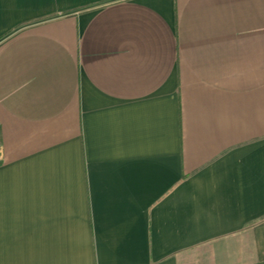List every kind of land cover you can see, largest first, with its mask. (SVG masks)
<instances>
[{
  "label": "crops",
  "instance_id": "obj_1",
  "mask_svg": "<svg viewBox=\"0 0 264 264\" xmlns=\"http://www.w3.org/2000/svg\"><path fill=\"white\" fill-rule=\"evenodd\" d=\"M0 264H264V0H0Z\"/></svg>",
  "mask_w": 264,
  "mask_h": 264
}]
</instances>
